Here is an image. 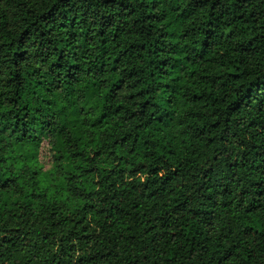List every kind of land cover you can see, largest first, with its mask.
Instances as JSON below:
<instances>
[{"label":"trees","instance_id":"obj_1","mask_svg":"<svg viewBox=\"0 0 264 264\" xmlns=\"http://www.w3.org/2000/svg\"><path fill=\"white\" fill-rule=\"evenodd\" d=\"M0 264H264V0H0Z\"/></svg>","mask_w":264,"mask_h":264}]
</instances>
